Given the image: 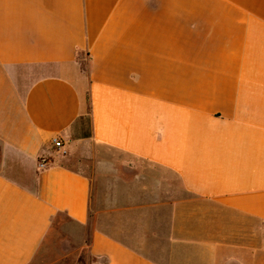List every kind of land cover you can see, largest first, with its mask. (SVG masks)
<instances>
[{"label": "crops", "instance_id": "crops-1", "mask_svg": "<svg viewBox=\"0 0 264 264\" xmlns=\"http://www.w3.org/2000/svg\"><path fill=\"white\" fill-rule=\"evenodd\" d=\"M58 214L88 264H264V0H0V264Z\"/></svg>", "mask_w": 264, "mask_h": 264}, {"label": "rangeland", "instance_id": "rangeland-1", "mask_svg": "<svg viewBox=\"0 0 264 264\" xmlns=\"http://www.w3.org/2000/svg\"><path fill=\"white\" fill-rule=\"evenodd\" d=\"M54 151L59 156L62 154L56 148ZM89 236L88 227L76 226L58 214L31 264H88Z\"/></svg>", "mask_w": 264, "mask_h": 264}, {"label": "built area", "instance_id": "built-area-1", "mask_svg": "<svg viewBox=\"0 0 264 264\" xmlns=\"http://www.w3.org/2000/svg\"><path fill=\"white\" fill-rule=\"evenodd\" d=\"M52 144H53V146L56 148V149H58L59 151H61L62 152V154H65V150H64V144H63V142L59 139V138H53L52 139ZM43 165H41V167H42Z\"/></svg>", "mask_w": 264, "mask_h": 264}]
</instances>
